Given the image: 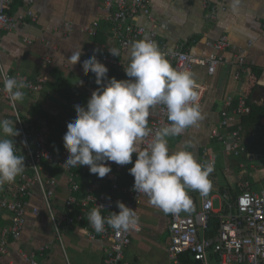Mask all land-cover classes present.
<instances>
[{"label": "crops", "instance_id": "crops-1", "mask_svg": "<svg viewBox=\"0 0 264 264\" xmlns=\"http://www.w3.org/2000/svg\"><path fill=\"white\" fill-rule=\"evenodd\" d=\"M102 1L34 0L32 11L35 22L27 21L13 31L0 32V68L19 76L47 79L40 93L27 95L22 102H18V111L21 121L33 129H38L44 122L49 124V147L55 152L61 149L66 131L62 134L55 131L54 121H64L66 124L73 121L76 117L75 106L86 108L90 99L86 84L88 75L84 74L79 62L73 66L67 58L80 48L82 56H87L107 46H117L111 25L101 11ZM204 1L216 7L213 15L203 5ZM150 9L155 19L157 43H165L168 49L204 58L211 52L209 44L219 36L226 35L230 43V47L222 53L223 62L215 75L208 76L204 69L195 68L193 78L202 87L200 111L204 119L186 129L182 136L168 138L170 153L190 151L198 163L204 148L215 155L216 167L220 165L221 169L217 173H210V188L207 191L213 197V205H217L215 208L239 194L242 181L248 182L250 191L264 192V118L249 121L246 116L237 125L221 130L228 133L240 129L244 151L237 157L224 151L223 154L221 145L209 138L211 129L218 128L221 111L236 107L251 68L259 69L261 74L248 102L264 106V0H239L235 9L232 0H150ZM7 12L17 17L24 13V9L19 3H13ZM95 21L98 27L94 36L81 32L83 26ZM130 22L147 25L143 17H136ZM141 40H146V36ZM129 49L122 50L121 68L110 69L107 73L109 79H130L124 71L130 63L127 55ZM238 50L242 51L247 72L236 79L232 56ZM170 64L173 67L172 62ZM2 119L13 121V111L0 99ZM48 121H52V124ZM188 144L191 147H187ZM136 158V154H133V163L128 164L122 172L121 186L133 182L129 169ZM45 174L57 182L51 210L61 213L65 210L68 193L66 175L57 170H47ZM81 182H86V178H81ZM97 185L98 191L107 197L115 196L104 183L97 180ZM188 195L199 201V191L188 190ZM30 203L39 208V215L27 217L18 240L8 239L9 251L6 256L0 255V264H6L9 260L15 264H29L22 254L32 256L39 264H101L104 241L99 238L89 241L79 228L64 224H59L57 233L36 187ZM136 213L138 231L131 236V243L124 252V262L171 264L167 255L170 213L166 214L150 204L147 196L142 198ZM7 222V216L1 215L0 228ZM41 247H45V251L40 252ZM210 264H214V261Z\"/></svg>", "mask_w": 264, "mask_h": 264}, {"label": "built area", "instance_id": "built-area-1", "mask_svg": "<svg viewBox=\"0 0 264 264\" xmlns=\"http://www.w3.org/2000/svg\"><path fill=\"white\" fill-rule=\"evenodd\" d=\"M102 2L101 11L111 25L112 37L117 46H107L95 54L98 61L108 70L121 68L122 50L128 49L133 41H139L144 36L146 40L154 41L159 45V50L165 54L168 61L172 62L176 70L194 73L195 68H202L208 76L215 75L217 68L223 62L222 53L230 47L227 36L221 35L209 44L211 52L204 58L168 49L165 43H157L150 0H103ZM13 3H19L24 13L17 17L8 14L7 9ZM33 4L34 0H0V32L13 31L27 21L35 22ZM203 5L209 9L211 15L217 10L207 1H204ZM136 17H143L147 25L132 24L130 21ZM97 27L98 22L95 21L89 26H83L81 32L94 36ZM262 27L264 28V17ZM109 48L117 49L119 55L117 57L111 55ZM237 52L232 57L235 61V78L239 79L246 74L247 68L242 51ZM93 54L80 58L81 68L83 61ZM7 74L29 85L23 89L25 97L40 93L47 83L45 77L32 79L8 71ZM88 77L86 84L89 88L88 96L91 97V93L98 85L95 83L94 74L89 72ZM197 90L201 97L202 87L199 85ZM0 99L4 100L13 111L12 122L20 133L15 137L17 154L25 157L26 167L23 174L17 176L14 182L0 187V216L6 215L8 220V224L0 228V255L8 254V239L12 241L19 239L27 217L35 218L39 215V208L33 207L30 203L33 189L36 187L57 233L59 224L75 226L87 240L99 238L104 241L101 264H127L124 262V252L131 243L132 234L137 232L138 228L127 232L116 231L105 224V230L97 233L87 220L90 211L96 206H103L99 211L105 218L111 213L118 214L117 201L136 212L145 195L133 191V176L131 184L125 186L119 184L120 174L127 165L119 166L114 162H106L112 170L102 179L91 174L88 166L65 167L64 163L69 153L64 148L63 142L61 149L55 152L49 147L48 123L44 122L38 129H33L21 121L18 102L16 104L10 102L7 93L3 91L2 79H0ZM200 106L201 98L199 108ZM249 113L247 98L239 95L235 108L221 111L218 128L211 129L209 138L220 144L226 154L237 157L244 151L240 129L228 133H222L221 130L237 125L241 118ZM169 123L165 106L157 105L150 111L148 127L151 135L154 136ZM184 133L185 131L179 136ZM150 139L151 137L146 138L145 143L140 146L141 149L148 147ZM199 163L210 164L213 168L212 172L216 170V157L206 148L202 151ZM47 170H57L66 175L68 193L64 202L65 210L58 214L51 210L57 182L53 177L45 174ZM81 178H86V182H81ZM97 180L107 185L115 196L109 198L99 192ZM239 187L240 193L230 200H225L218 208L214 207L213 197L210 194L200 193L199 201L190 197L192 206L189 210L183 213L182 210L179 213H170L167 225L169 238L167 255L171 264H183V261L188 259L199 264H210L212 260L214 264H264V192L250 191L246 181H242ZM45 249L41 247L39 251L43 252ZM22 257L29 264H39L30 255L22 254ZM6 264L15 263L9 260Z\"/></svg>", "mask_w": 264, "mask_h": 264}, {"label": "clouds", "instance_id": "clouds-1", "mask_svg": "<svg viewBox=\"0 0 264 264\" xmlns=\"http://www.w3.org/2000/svg\"><path fill=\"white\" fill-rule=\"evenodd\" d=\"M238 5L239 0H232L234 9ZM109 52L119 55L115 48H109ZM82 54L80 48L67 60L74 66ZM127 55L130 63L124 71L130 79L121 81L107 77L109 70L95 52L83 61L84 74H94L99 87L91 93L86 108L75 106L76 117L67 124L63 146L69 155L64 166H88L91 174L102 179L112 170L106 162L125 166L133 163L136 154L129 169L134 177L133 191L143 193L150 204L166 214L189 210L192 200L188 190L207 193L213 168L198 163L190 151L170 153L168 138L181 135L204 119L199 108V85L193 73L173 68L154 41H133ZM0 79L10 102H22L23 89L29 85L9 77L5 68H0ZM157 105L165 106L170 123L153 136L148 123L150 111ZM19 135L11 120H0V187L14 182L26 168L25 157L17 154L15 145ZM149 137L148 147L141 149ZM116 206L119 213L107 218L99 211L103 206L90 211L87 220L97 233L105 230V224L116 231L137 228L135 210L119 201Z\"/></svg>", "mask_w": 264, "mask_h": 264}, {"label": "trees", "instance_id": "trees-1", "mask_svg": "<svg viewBox=\"0 0 264 264\" xmlns=\"http://www.w3.org/2000/svg\"><path fill=\"white\" fill-rule=\"evenodd\" d=\"M260 74H261V71L259 69L251 68L249 70V73L246 76L247 79H246V81H245L246 83L242 89V91H243L242 95H244L247 98V104L250 107V113L243 116L241 118V121H244L246 119V116H247V119L249 121H259L260 119L264 118V106H255V105L249 104V102H248V99H249L251 93L257 88V84L259 81ZM48 122H50L52 124V121H48ZM69 122L70 121H68V123ZM54 123L56 124L55 131H58V133L62 134L64 131H67V124L68 123L66 124V123H64V121H62V122L54 121ZM50 128L51 127L49 126V129ZM52 130H53V127H52ZM121 175H122V173L120 174V180H121ZM132 181H133V178H132L131 182ZM119 183H120V181H119ZM214 223L216 224V222H214ZM183 264H199V263L188 259V260H184Z\"/></svg>", "mask_w": 264, "mask_h": 264}, {"label": "rangeland", "instance_id": "rangeland-1", "mask_svg": "<svg viewBox=\"0 0 264 264\" xmlns=\"http://www.w3.org/2000/svg\"><path fill=\"white\" fill-rule=\"evenodd\" d=\"M220 149H221L220 151L224 154V152H223L224 150H223V147H222V146H221ZM221 152H220V155L222 156ZM219 160H220V159H219ZM220 162H221V161H220ZM220 162H219V164H220ZM219 169H221V168H220V165H218V166L216 167V170H215L216 173H217V170H219ZM215 171H214V172H215ZM212 173H213V172H212ZM216 206H217V205L215 204L214 207H216ZM181 213H183V210L181 211Z\"/></svg>", "mask_w": 264, "mask_h": 264}]
</instances>
